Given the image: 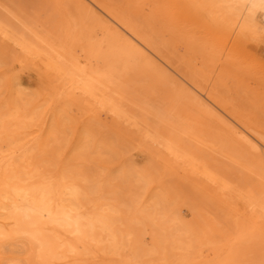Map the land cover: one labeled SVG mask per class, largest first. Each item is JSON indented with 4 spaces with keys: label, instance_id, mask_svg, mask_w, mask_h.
<instances>
[{
    "label": "bare ground",
    "instance_id": "bare-ground-1",
    "mask_svg": "<svg viewBox=\"0 0 264 264\" xmlns=\"http://www.w3.org/2000/svg\"><path fill=\"white\" fill-rule=\"evenodd\" d=\"M66 2L83 60L0 2V264H264V132L224 97L264 0Z\"/></svg>",
    "mask_w": 264,
    "mask_h": 264
},
{
    "label": "rangeland",
    "instance_id": "rangeland-1",
    "mask_svg": "<svg viewBox=\"0 0 264 264\" xmlns=\"http://www.w3.org/2000/svg\"><path fill=\"white\" fill-rule=\"evenodd\" d=\"M108 1L113 7L121 5V0ZM0 2L12 12L22 16L28 23L36 28V31H38L42 35L50 37L52 38V40L56 41L61 39L66 40V47L75 52L80 57V59H84L83 50L81 51L78 43H74L76 42V35L74 32L77 29V27H75L74 25L76 24L78 16L80 15L71 3H63V0H0ZM71 25L73 28L71 30H66ZM80 41L83 42V39L81 38ZM177 54L180 57L185 56L184 49L180 47ZM254 54L256 57L255 62L258 65L256 67H252V73H250L249 75H243L240 76V78L238 76V78H236L237 80L235 81V86L233 85L232 81L229 80L227 82V89H224V97H226L227 101L234 105L233 107H235V109L240 114L252 120L257 125V127L264 132V106L262 107V110L261 107L257 108L256 105H253L251 103L252 98L248 99L249 101L245 100L246 94L242 91L241 87L238 88V84L243 78V80H245L247 83V88L252 91V96L254 98L257 97L255 99V102L257 101V99H262L264 97V44H260L259 46H257L255 48ZM196 59L197 63H199V58L197 57ZM1 66L2 64H0V67ZM21 80L23 81V79ZM2 83V77H0V90L3 88ZM239 85H242V83L240 82ZM23 86L24 85L22 82L21 87L23 88ZM107 121H109V119ZM100 154V158L97 153L92 155V157L95 159V163H93L94 166L99 163L98 161H103L108 157V155H106L108 153L103 154L101 152ZM94 166L89 168L91 169L90 171H93L95 169ZM85 170L87 169L85 168ZM142 191L143 190H140V193H142ZM117 193L122 194V191L118 190ZM119 201H121V199H119ZM181 209L185 215L188 214L186 212V208ZM190 219L191 217L189 215H186L185 220L189 221ZM144 240L146 246L150 248V238L147 234L144 235Z\"/></svg>",
    "mask_w": 264,
    "mask_h": 264
}]
</instances>
